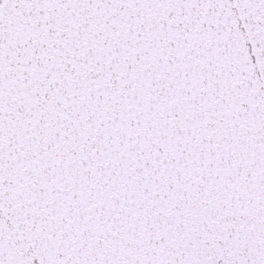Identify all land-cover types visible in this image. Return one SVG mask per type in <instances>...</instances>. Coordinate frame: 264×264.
<instances>
[{
  "label": "snow or ice",
  "instance_id": "snow-or-ice-1",
  "mask_svg": "<svg viewBox=\"0 0 264 264\" xmlns=\"http://www.w3.org/2000/svg\"><path fill=\"white\" fill-rule=\"evenodd\" d=\"M0 264H264V0H0Z\"/></svg>",
  "mask_w": 264,
  "mask_h": 264
}]
</instances>
